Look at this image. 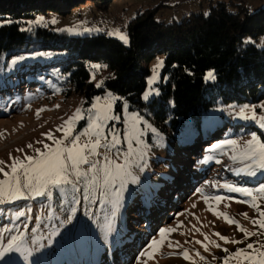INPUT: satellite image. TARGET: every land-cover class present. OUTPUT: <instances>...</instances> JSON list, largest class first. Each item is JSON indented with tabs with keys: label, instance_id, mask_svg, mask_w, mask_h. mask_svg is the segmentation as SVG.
Segmentation results:
<instances>
[{
	"label": "rangeland",
	"instance_id": "rangeland-1",
	"mask_svg": "<svg viewBox=\"0 0 264 264\" xmlns=\"http://www.w3.org/2000/svg\"><path fill=\"white\" fill-rule=\"evenodd\" d=\"M161 1L115 0L108 9H100L92 1H88L75 7L70 14L50 12L44 18L56 31H66L72 36L104 32L120 39L117 33H123L128 40L127 42L120 40L130 45L129 23L137 10ZM165 2L168 5L160 10L157 19L166 22L173 19L181 20L185 14L198 10L201 3L204 9L207 7L205 0H165ZM246 4L254 10L264 6V0H246ZM53 20L56 22L53 23ZM253 42L261 48L264 47V34L253 39ZM165 57V53H159L149 60L150 73L147 75L145 92L152 88L159 94L158 84L162 80ZM36 59L40 61L42 58L37 56ZM160 60L163 61V66L154 72V67ZM93 65L100 67L94 68ZM26 69L31 71L32 67H21L15 71L21 72ZM108 69L105 62L91 64V81L96 85L103 83ZM154 75L157 78L150 85L149 80ZM25 78L27 83L22 86L23 88L16 85L0 93V160L7 164L12 163L10 157L23 159L25 154L35 156L36 148L46 151L44 144L52 146L53 140L47 139L44 134L51 132L55 138H62L63 132L57 131L58 127L63 125L77 108L85 110L90 108L94 100L93 98L92 102L85 106L81 94L76 92L66 94L58 86L53 88L55 85L53 77L28 74ZM108 93L118 96L108 89L97 96H100L103 102ZM158 94L154 92L149 99ZM117 101L114 104V114L120 115L121 120L110 121L109 126L115 123L116 128L120 130L121 144L111 150L100 148L101 155L90 157V161H103V154L117 159L115 153L118 149L121 153L128 151L123 132L127 126L123 120L127 112L139 113L151 128L141 123L139 127L144 133L140 139L143 143L137 144L135 140L132 142V148L136 149L137 153L144 154L142 160L138 159L139 166L133 164L129 168L131 177H135V180L129 177L123 189L117 183L108 190L101 188L89 190L84 184V178H81L78 184L80 190L75 193L76 200H72L67 193L62 195L53 189L46 196H32L28 199L0 203V233H2L0 243L7 244L14 235L24 236L23 250L19 253H6L4 258L0 259V264H224L225 257L238 249L246 248L247 244H264L263 235L258 238L255 235L245 238V234L238 227V225L243 226L250 232L257 230L258 226L252 221L259 219L260 215L257 209L252 207V197L229 191L223 186L230 184L252 189L253 195L256 196L255 203L261 211H264V195L256 192V189L264 184V170L257 168L255 177L247 175L246 172H239L251 162L233 161L231 159L233 150L229 145H224L222 148L212 147L214 144H223L229 139H235L243 146L245 141L251 139L252 133H256L261 141H264V128L259 126V122L245 120L240 116V111L245 105L256 106L255 111L258 116L264 115V108L260 107L264 105V99L252 103L232 102L215 106L210 115L204 119V124H218L225 120L231 124L224 138L215 137L216 139L210 140V143L203 144L207 150L204 162H207L208 168L197 172L185 168L183 171L187 176L174 174L182 161L183 150L180 139H169L152 119L148 109L149 117L138 110L130 109L128 103L127 112L124 107L121 111H116ZM40 109L45 110L40 111L38 116L37 112ZM85 114L88 115L87 112ZM86 126L85 120L79 121L76 132H80ZM151 129L156 131L153 132ZM105 131L107 133V129ZM85 138L82 136L81 141ZM38 141L43 143H37ZM65 143L67 144L68 141ZM29 144L33 147L29 148ZM17 149H23V152ZM132 158L137 159L135 155ZM117 162H123V156H120ZM81 167L87 170L90 164ZM5 170L10 169L5 168ZM4 178L0 173V179ZM172 178L177 181L176 189L171 186ZM243 181L252 184L245 185ZM161 186H165L164 189L168 190V194L164 198L159 195L163 200L159 202L163 205L158 203L156 209L151 212V209L143 204H146V200L152 195H157V190H160ZM176 191L180 192L177 196H175ZM135 195H140L142 206L145 208L139 222H135L138 218L130 220L129 216L139 215V211L134 212L131 208ZM217 196L223 199L218 202L215 200ZM148 203L150 204V201ZM214 211L227 214L237 221L238 225L226 222L223 217L215 215ZM19 212H24L25 215L18 216ZM113 225L116 227L119 225V228L116 229ZM127 225H132L128 230L133 237L132 240L115 247L116 241L120 238L123 241L128 238L121 237L125 235L123 230ZM162 228L175 229V231L166 234L167 240L159 250L153 252L152 259L142 256L141 253L148 248L153 239L160 240L159 232ZM215 233L243 243H225ZM205 236L208 237L207 240ZM169 241L173 243L172 247L168 246ZM196 241L207 244V250ZM175 242H179V246H176ZM216 244L220 247H216ZM225 248L228 249L227 252L223 250ZM185 250L191 259L184 258ZM70 258L74 261L71 262ZM229 264H237V261L230 260Z\"/></svg>",
	"mask_w": 264,
	"mask_h": 264
},
{
	"label": "trees",
	"instance_id": "trees-1",
	"mask_svg": "<svg viewBox=\"0 0 264 264\" xmlns=\"http://www.w3.org/2000/svg\"><path fill=\"white\" fill-rule=\"evenodd\" d=\"M88 1L108 9L115 0H0V93L16 85L23 88L28 74L53 77L54 84L66 94H81L85 106L111 90L123 98L117 101L116 111L122 110L124 101L147 117L148 109L169 139H180L182 161L174 174L186 175L185 168H208L203 144L224 138L231 124L225 120L205 125L211 110L218 104L264 99V47L253 42L264 34V6L252 10L246 0H205L206 9L201 3L181 20L166 22L157 19L168 5L162 0L137 10L129 23L130 45L104 32L72 36L45 21L50 12L67 15ZM40 17L43 21L29 24ZM159 53L166 54L159 94L146 101L143 94L149 60ZM37 56L42 59L38 61ZM103 62L108 65V74L97 87L91 81V64ZM26 66L32 67L31 71H15ZM209 71L214 79L206 80ZM170 182L176 189L177 181L172 178ZM164 188L146 200L152 212L158 203L163 205L159 201L168 194ZM179 194L175 192V196ZM131 208L139 215L130 214V220L138 218L135 222H139L145 211L140 195L134 196ZM113 227L118 229L119 225ZM128 230H123L126 236ZM256 232L264 229L257 227Z\"/></svg>",
	"mask_w": 264,
	"mask_h": 264
},
{
	"label": "snow or ice",
	"instance_id": "snow-or-ice-1",
	"mask_svg": "<svg viewBox=\"0 0 264 264\" xmlns=\"http://www.w3.org/2000/svg\"><path fill=\"white\" fill-rule=\"evenodd\" d=\"M43 21V17H40L37 21H30L29 24L39 23ZM53 23L56 21L53 20ZM10 23V21H9ZM24 30V29H21ZM121 40L127 42L128 37L123 33H117ZM247 42V41H246ZM16 61H13L15 63ZM163 66V61L160 60L154 67V72ZM94 68H99L100 65H93ZM94 78V76H93ZM156 76L154 75L149 80V84L155 82ZM205 79H214V73L209 71L206 74ZM102 84V82H101ZM101 84H97V87H101ZM158 94L155 89L149 88L144 94L143 99L148 100L149 96L153 93ZM117 100H123L122 97L115 96L108 93L103 102L100 96L94 97L93 103L87 110L83 108H77L72 116L59 126L57 131L63 132V137L57 139L53 133H45L44 135L49 140H53V145L44 144L42 151L39 148L34 149L35 156L25 154L23 159L20 157H10L11 164H7L5 161L0 160V173L5 177L0 179V203L14 202L21 199H28L32 196H46L50 194L53 189L57 190L62 195L67 193L71 196L72 200H76L75 193L79 192V182L81 178H84V184L89 190L101 188L104 190L110 189L115 184L119 183L120 188L123 189L128 182V178L131 177L129 168L133 164H138V159H143V152L137 153L136 149L132 148L133 140L137 144H142L143 141L140 137L143 135L144 130L139 126L144 123L146 127L151 128L144 121L139 113L127 112V101H124L123 107L127 112L124 117L123 123L127 126L123 129L124 140L128 144V151L121 153L119 149L115 153L117 159H112L109 155L103 154V161H90V157L101 155L100 148H106L111 150L117 145L121 144L120 130L116 128L115 123L109 126V122L120 121L121 116L114 114V104ZM57 107H59L57 105ZM256 106H243L240 111V116L245 120L258 121L259 126L264 128V115H259L255 111ZM264 108V105H260ZM40 109L37 112L39 116ZM88 113L86 115L85 113ZM85 120L87 126L80 132H76V125L79 121ZM107 129V133L105 131ZM155 132V129H151ZM75 133V134H74ZM86 137V141H81V137ZM110 137V139H109ZM65 141H68L66 144ZM103 142V143H102ZM37 143H43L38 141ZM224 145L231 146L233 154L231 159L233 161H247L251 162L246 165V168L240 169L239 172H246L247 175L255 177L257 175L256 169L264 170V141H261L256 133L251 134V139L245 141L241 146L235 139H229L223 142V144H214L213 148H222ZM29 148L33 146L28 145ZM17 151L23 152V149H17ZM137 159H133V156ZM120 156H123V162H117ZM90 164L87 170L82 169V165ZM5 168L10 169L6 171ZM238 172V174H239ZM135 180V177H131ZM228 188L229 191L240 192L245 196L252 197V207L256 208L259 212L260 218L253 220V224L257 225L260 229H264V211L259 209V206L255 203L256 196L253 195V190L245 187H236L230 184L223 185ZM256 192L264 195V184H262ZM103 194V193H102ZM87 198V197H85ZM207 201V197L205 198ZM222 197H215L216 201H221ZM212 210V209H210ZM217 216L223 217L228 223L238 222L227 216L223 212H215ZM25 215L24 212H19L18 216ZM247 218V214H244ZM70 219V218H69ZM239 230L245 234V238L261 235L264 232H250L243 226L238 225ZM175 231V229H160V240L153 239L141 255L147 256L149 259L153 258V252L159 250L167 240V233ZM225 243H243V241L230 240L228 237L222 236L219 233H215ZM2 236V233H0ZM207 240L208 237L205 236ZM24 240L23 234L12 236L7 244L0 243V259H3L6 253L21 252L23 250L22 241ZM196 243L202 244L207 250L208 245L202 241H196ZM214 243V242H212ZM176 246H179V242H175ZM168 246L172 247L173 243L168 242ZM220 247L219 244L215 245ZM151 249L152 251H149ZM251 249V251H248ZM225 252L228 249H223ZM199 255V253H197ZM185 259H191L188 252H183ZM203 259V257H201ZM235 259L237 264H264V244H247L246 248L238 249L235 253L225 257L224 264H229L230 260Z\"/></svg>",
	"mask_w": 264,
	"mask_h": 264
},
{
	"label": "built area",
	"instance_id": "built-area-1",
	"mask_svg": "<svg viewBox=\"0 0 264 264\" xmlns=\"http://www.w3.org/2000/svg\"><path fill=\"white\" fill-rule=\"evenodd\" d=\"M87 139L85 138L83 141H86Z\"/></svg>",
	"mask_w": 264,
	"mask_h": 264
}]
</instances>
